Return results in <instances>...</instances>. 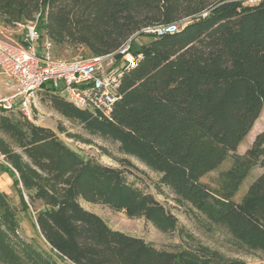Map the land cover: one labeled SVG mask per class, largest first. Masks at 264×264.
Wrapping results in <instances>:
<instances>
[{
    "label": "trees",
    "instance_id": "16d2710c",
    "mask_svg": "<svg viewBox=\"0 0 264 264\" xmlns=\"http://www.w3.org/2000/svg\"><path fill=\"white\" fill-rule=\"evenodd\" d=\"M245 2L0 0V23L37 20L55 46L84 45L96 56L117 51L136 33L147 36L141 44L132 40L141 58L123 74L112 118L78 108L50 87L39 91L61 115L118 142L123 153L160 174L158 191L167 187L208 230L221 228L239 248L264 252V172L241 201L234 198L251 170L264 167V131L237 153L264 108V0ZM174 23L180 28L162 35L142 31ZM58 129L76 137L62 122ZM0 151L23 208H30L24 192L42 202L34 213L44 241L21 235L17 209L0 189V264H264L203 244L158 248L112 228L80 199L144 217L164 233L177 230L179 218L131 183L122 167L87 158L18 108H0ZM230 156L217 187L201 180Z\"/></svg>",
    "mask_w": 264,
    "mask_h": 264
},
{
    "label": "rangeland",
    "instance_id": "374dc122",
    "mask_svg": "<svg viewBox=\"0 0 264 264\" xmlns=\"http://www.w3.org/2000/svg\"><path fill=\"white\" fill-rule=\"evenodd\" d=\"M259 1L260 0H246L245 3L255 5ZM16 26L6 27L0 23V37L9 38L16 42L19 41L21 30ZM146 40L147 36L144 35H138L135 38V42L138 44ZM54 54L57 58L68 60L92 55L84 45L55 46V44ZM46 87H51V84L47 83ZM0 92L4 96L10 93L5 88L2 81L0 82ZM45 96V90H41L36 98L37 106H34L33 117L37 124L53 128L71 147L80 150L87 158L95 159L103 164L122 167L126 171L128 180L131 183L138 185L145 191L153 193L158 200L164 203L165 206L179 218V228L173 232L164 233L144 217L128 218L106 205L91 203L84 199H80L82 205L91 208L101 215L112 228L124 231L130 235L143 237L146 241L152 242L158 248L173 249L177 245L195 246L203 244L220 251L228 258H240L252 263H264V252L239 248L235 244L232 236L221 228L208 230L207 226H205L203 217L193 215L185 206H180L176 203L174 194L167 187H162L161 192L158 191L155 184L160 174L152 171L137 158L123 153L119 149L118 142L102 138L99 135L90 134L85 130L81 122L69 120L61 115L51 106ZM59 122L63 123L68 133H73L76 137H70L66 132H60L58 129ZM262 131H264V108L253 128L240 142L237 153H245L246 150L252 146L257 134ZM231 162L232 157L230 156L216 170L206 174L201 180L212 187H217L219 173L227 169L231 165ZM263 172L264 167L261 166H256L251 170L249 176L242 183L234 197L236 201H241L249 185ZM13 182L14 176H12L9 170V165L0 164V189L8 193L12 204L17 209L20 221L19 232L23 237L29 240L33 239L44 246V241L37 231L34 213V211L42 208V202L39 200L35 202L30 201L28 194L24 192V197L30 204L29 210L24 209L18 187L14 186ZM182 227L185 228L184 232H180ZM188 233H190L192 237H190Z\"/></svg>",
    "mask_w": 264,
    "mask_h": 264
},
{
    "label": "built area",
    "instance_id": "2783aa9c",
    "mask_svg": "<svg viewBox=\"0 0 264 264\" xmlns=\"http://www.w3.org/2000/svg\"><path fill=\"white\" fill-rule=\"evenodd\" d=\"M19 41L0 37V82L10 92H0V108H18L29 119L37 106L38 91L51 84L67 100L104 118H112L114 105L126 70L137 65L141 54L132 51L133 35L117 51L74 59L57 58L54 42L37 20L18 23ZM180 28V23L146 27L145 33L162 35ZM0 164L9 165L0 151Z\"/></svg>",
    "mask_w": 264,
    "mask_h": 264
},
{
    "label": "crops",
    "instance_id": "0c3cea01",
    "mask_svg": "<svg viewBox=\"0 0 264 264\" xmlns=\"http://www.w3.org/2000/svg\"><path fill=\"white\" fill-rule=\"evenodd\" d=\"M84 206V205H83ZM85 208H87V209H89V210H91V211H94V210H92L91 208H88V207H86V206H84ZM35 212V211H34ZM95 212V211H94ZM37 231H38V229H37Z\"/></svg>",
    "mask_w": 264,
    "mask_h": 264
}]
</instances>
